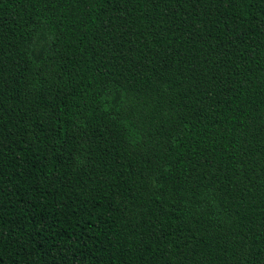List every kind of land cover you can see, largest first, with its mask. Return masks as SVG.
Masks as SVG:
<instances>
[{
	"label": "trees",
	"instance_id": "16d2710c",
	"mask_svg": "<svg viewBox=\"0 0 264 264\" xmlns=\"http://www.w3.org/2000/svg\"><path fill=\"white\" fill-rule=\"evenodd\" d=\"M0 264H264V0H0Z\"/></svg>",
	"mask_w": 264,
	"mask_h": 264
}]
</instances>
